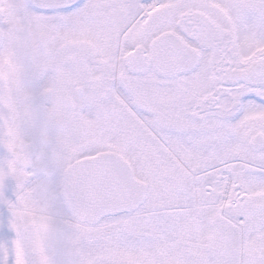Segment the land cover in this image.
Wrapping results in <instances>:
<instances>
[{
  "label": "snow or ice",
  "instance_id": "obj_1",
  "mask_svg": "<svg viewBox=\"0 0 264 264\" xmlns=\"http://www.w3.org/2000/svg\"><path fill=\"white\" fill-rule=\"evenodd\" d=\"M0 264H264V0H0Z\"/></svg>",
  "mask_w": 264,
  "mask_h": 264
}]
</instances>
